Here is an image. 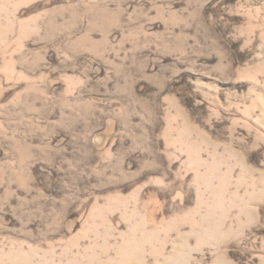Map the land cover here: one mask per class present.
Instances as JSON below:
<instances>
[{"label":"rangeland","instance_id":"374dc122","mask_svg":"<svg viewBox=\"0 0 264 264\" xmlns=\"http://www.w3.org/2000/svg\"><path fill=\"white\" fill-rule=\"evenodd\" d=\"M0 264H264V0H0Z\"/></svg>","mask_w":264,"mask_h":264}]
</instances>
